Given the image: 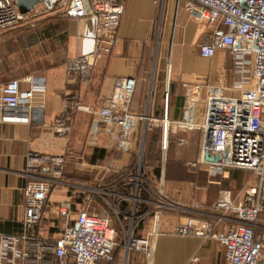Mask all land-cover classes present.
<instances>
[{
  "label": "crops",
  "instance_id": "obj_1",
  "mask_svg": "<svg viewBox=\"0 0 264 264\" xmlns=\"http://www.w3.org/2000/svg\"><path fill=\"white\" fill-rule=\"evenodd\" d=\"M112 1L124 2L118 39L110 54L97 60L86 79L67 72L65 61L91 49L96 22L62 16L55 8L58 0L50 6L40 3L42 10L35 7L28 14L29 23L36 27L0 33V86L17 78L21 90H25L29 87L25 78L39 76L45 79L46 87L28 106L6 112L27 120L0 122V234L20 231L26 181L22 174L24 159L27 152L36 151L69 156L64 167L65 183L52 186L44 204L36 227L39 236L57 238L65 225L73 224L81 208L109 215L111 225L123 236L129 225L126 215L131 200L118 202V195L131 196L132 189L130 184H115L117 180L105 181L118 172H130L142 149L153 189L161 185L165 193L162 204L169 205L153 204L152 210L160 211L156 221L149 216L135 231L136 236H145L154 225L151 264H223L224 250L218 241L173 235L170 231L188 217L212 219L219 213L212 208L216 200L242 199L243 189L252 185L254 178L244 169L229 168L211 175L205 166L194 167L201 140L198 128H177L168 136L166 151H161L159 118L166 105L171 120L185 118L199 126L205 93L202 90L184 113L187 89L197 83L220 85L225 94L235 95L233 57L225 50H217L210 58L199 55L198 43L208 27L188 14L184 1L179 5L175 0ZM118 78L135 81L129 100L116 103L118 109L126 108L133 116L125 132V149L113 137L118 127L98 113ZM78 102L96 112L77 109ZM58 128L63 131L58 133ZM179 139L183 144H178ZM145 145L148 150L156 145L163 158L160 166L145 163ZM100 187L110 193L108 198L94 191ZM64 201L73 206L68 219L59 212ZM117 204L120 215L114 211ZM146 207L149 205L140 204L137 210L142 212ZM255 234L264 236V214L256 221ZM193 257L197 262H191ZM146 262L140 252L132 251L126 256L123 250H117L111 260L101 264Z\"/></svg>",
  "mask_w": 264,
  "mask_h": 264
},
{
  "label": "built area",
  "instance_id": "obj_2",
  "mask_svg": "<svg viewBox=\"0 0 264 264\" xmlns=\"http://www.w3.org/2000/svg\"><path fill=\"white\" fill-rule=\"evenodd\" d=\"M184 1L188 14L208 27L198 43L201 57L210 58L217 50H225L233 57L232 73L235 95L225 94L220 85L193 84L187 89V111L191 101L203 90L202 123L199 126L185 118L171 120L166 105L159 118L161 130L160 148L166 151L168 136L177 128L200 129L199 154L193 166H205L211 175L226 169H244L253 176V184L242 191V199H218L212 208L219 213L212 219L188 217L170 231L179 236H201L218 241L223 247V264H264V236L256 235V221L264 214V0H175ZM56 10L64 17L90 18L96 22V35L91 49L83 54L67 58L65 69L81 78H88L99 58L110 54L116 44L117 30L124 11L123 1L112 0H58ZM31 12V11H30ZM29 12V13H30ZM21 14L14 0H0V33L17 28L28 14ZM31 26H34L32 24ZM29 87L21 90L20 81L11 78L0 86V122L27 120L6 114L19 106H28L32 99L45 92V79L39 76L25 78ZM135 89L131 78H118L112 94L104 100L98 113L118 127L113 137L127 148L128 122L133 117L116 103L128 101ZM77 109L90 113L94 108ZM145 119L147 117H144ZM58 133L63 128L57 129ZM178 144H183L179 139ZM69 156L46 155L29 151L25 155L22 174L23 210L20 231L17 234H0V264H101L112 259L117 247L118 232L111 225L109 215H100L81 208L76 212L73 224L65 225L57 238H42L36 233L44 204L52 186L65 183L64 167ZM115 184H130L132 195H118V202L126 198L131 206L126 217L129 225L123 233V252L137 251L151 264L150 254L155 228L145 236L135 231L149 216L156 221L160 211L152 205H163L165 193L161 185L153 189L143 151L139 152L130 172L122 173ZM100 197L110 194L106 189L94 190ZM144 194V196H142ZM117 195V194H115ZM140 204L149 205L138 212ZM118 204L114 211L121 214ZM73 211L71 202L59 205L60 214L68 219ZM154 224V222H153ZM191 262H197L193 257Z\"/></svg>",
  "mask_w": 264,
  "mask_h": 264
},
{
  "label": "rangeland",
  "instance_id": "obj_3",
  "mask_svg": "<svg viewBox=\"0 0 264 264\" xmlns=\"http://www.w3.org/2000/svg\"><path fill=\"white\" fill-rule=\"evenodd\" d=\"M36 8H37V10H42V6H40V5H37ZM30 18L31 17L24 18V20L21 21V24L17 28L26 27V28L32 29V28L36 27L37 25H34L31 27L32 23H29ZM17 28H15V29H17ZM156 149H157V147L155 145V150L149 151L148 145H145V153H144V158L146 161L145 163H148V165L152 166V167L160 166L162 159H163L162 156L160 155V153L158 151H156ZM99 189H101V187ZM106 198H108V196ZM95 213H98V212L95 211ZM98 214H100V213H98ZM117 250H118V247H116L115 252Z\"/></svg>",
  "mask_w": 264,
  "mask_h": 264
},
{
  "label": "water",
  "instance_id": "obj_4",
  "mask_svg": "<svg viewBox=\"0 0 264 264\" xmlns=\"http://www.w3.org/2000/svg\"><path fill=\"white\" fill-rule=\"evenodd\" d=\"M55 0H14V3L21 14H27L32 11L38 4L45 3L50 6ZM243 4L244 0H240Z\"/></svg>",
  "mask_w": 264,
  "mask_h": 264
},
{
  "label": "trees",
  "instance_id": "obj_5",
  "mask_svg": "<svg viewBox=\"0 0 264 264\" xmlns=\"http://www.w3.org/2000/svg\"><path fill=\"white\" fill-rule=\"evenodd\" d=\"M154 151L155 149L153 148V147H150L149 148V151ZM157 168H156V172H157ZM122 175V172H118V173H116L111 179H108V180H106L105 182L106 183H110L111 181H113V180H118L119 179V177ZM139 227V226H138ZM120 230V229H119ZM118 240H117V247H118V250H120V251H122L123 249H122V247H123V236H121V235H119L118 234V238H117ZM130 252H132V251H130ZM129 252V253H130Z\"/></svg>",
  "mask_w": 264,
  "mask_h": 264
},
{
  "label": "bare ground",
  "instance_id": "obj_6",
  "mask_svg": "<svg viewBox=\"0 0 264 264\" xmlns=\"http://www.w3.org/2000/svg\"><path fill=\"white\" fill-rule=\"evenodd\" d=\"M39 5V4H38Z\"/></svg>",
  "mask_w": 264,
  "mask_h": 264
}]
</instances>
